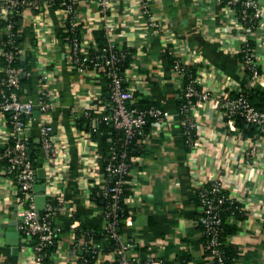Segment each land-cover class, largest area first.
Returning a JSON list of instances; mask_svg holds the SVG:
<instances>
[{"label":"crops","instance_id":"obj_1","mask_svg":"<svg viewBox=\"0 0 264 264\" xmlns=\"http://www.w3.org/2000/svg\"><path fill=\"white\" fill-rule=\"evenodd\" d=\"M43 1L39 12L24 10L18 25L22 44L27 49L36 46L43 50L48 60L49 93L55 106L47 119L57 135L55 141L65 145L70 153L65 192L58 204L60 231L47 264H78L68 222L71 216L84 218L88 209L95 210L84 199L83 190L88 181L100 188L106 150L101 135L94 137L78 129L74 116L84 111L95 117L104 114L107 102L103 96L108 97V81L101 71L79 73L69 66L65 43L58 37L61 9L50 4V0ZM74 1L84 49H98L93 32L102 29L107 20L113 28L111 39L133 48L124 76L127 86L134 89V97L147 98L170 113L167 122L150 127L140 154L131 159L130 193L124 200L131 221L128 225L122 223L120 233L123 240H136L140 245L128 255L155 259L161 264H211L197 221L199 207L194 196L198 186L223 177L227 193L241 204L246 215L226 238L234 253V264H264V131L260 137L246 139L229 131L211 104L204 103L193 110L197 145L188 147L177 108L181 82L172 72L166 40L178 38L195 51L194 62L188 64L204 70L203 82L212 89L236 83L264 93V51L259 52L260 82L252 86L236 54L238 36L227 26L214 0H110L106 17L97 0ZM143 2L148 4L149 16L141 10ZM259 2L264 6V0ZM151 20L161 24V29L150 26ZM34 30H40V35L36 36ZM36 90V81L32 80L30 92L22 98L34 96ZM34 116L36 120L31 122L29 131L31 144L37 143L41 119L35 112ZM253 144L256 151L248 161L246 154ZM37 163L42 164L40 157ZM8 188L0 180V264H26L20 249L14 253L5 243L7 227L14 224L17 229ZM112 259L106 253L101 261Z\"/></svg>","mask_w":264,"mask_h":264},{"label":"built area","instance_id":"obj_2","mask_svg":"<svg viewBox=\"0 0 264 264\" xmlns=\"http://www.w3.org/2000/svg\"><path fill=\"white\" fill-rule=\"evenodd\" d=\"M226 18L227 26L238 36L239 47L237 56L246 72L249 84L260 82L262 76V55L264 51V6L259 0H214ZM43 0H0V180L9 186L8 193L12 196L10 206L19 231V249L24 254L26 264H47L50 248L56 244V236L60 229L56 225L58 204L65 192V179L70 166V153L65 145L55 141L57 135L53 125L47 119L55 106L50 96V72L43 54L36 46L28 49L18 40L21 35L18 20L24 10L39 12L43 9ZM110 0H97L99 10L105 15L110 8ZM50 4L53 0H50ZM62 18L60 28L68 33L65 42L68 63L76 72L101 69L108 81L110 102L105 105V112L91 119V134L96 130L98 122L110 124L115 130V141L108 148L102 166L100 188L88 181L83 190L84 199L92 204L95 217H102L100 237L95 238V230L84 231L83 218L71 216L68 229L72 233V251L77 255L78 264H161L155 259L141 260L128 253L135 250L140 243L136 240L125 241L120 233L121 223L128 225L131 215L119 219L123 211L124 188L128 184L131 160H128V145L136 136L144 135L143 127L147 120L150 124L165 123L170 113L158 106L146 108L135 105L133 87L123 86L124 73L120 74L118 62L124 53L114 49L115 42L111 39L113 28L108 24L102 28L108 43L105 47L89 51L82 46L79 35L80 23L74 0H60ZM141 10L149 16L148 4L143 2ZM150 26L161 29V24L151 20ZM36 36L40 30H34ZM50 40L52 38L50 37ZM167 54L172 59L171 69L180 84V95L184 103L178 109L180 125L185 143L188 147L197 145L196 121L193 110L204 103H209L219 113L221 121L229 131L242 132L236 125V119L247 125L255 126L259 133L264 131V111L258 110L247 98L243 87L239 84H228L225 88L212 89L204 84L201 67L191 68L195 51L186 42L173 37L166 40ZM25 61V67L22 61ZM30 68L27 69V67ZM191 69V70H190ZM193 70V71H192ZM192 71V72H191ZM26 77L36 81L37 90L34 96L22 98L21 81ZM187 78L183 79V78ZM253 86V85H252ZM38 111L37 143L31 144L29 136L31 122L36 120L34 112ZM84 111L79 116H89ZM45 116V118H43ZM74 116V123H75ZM76 126V123H75ZM194 136V137H193ZM247 139V137H244ZM252 139V138H251ZM256 144L247 152V160L256 151ZM33 152V158L30 153ZM250 156V157H249ZM42 159V164L37 159ZM35 160V164L33 162ZM44 169V207L40 215L36 208L37 169ZM218 178L198 186L195 193L198 197V224L205 234V244L209 248L208 258L211 264H229L223 251L222 217L220 205L231 198ZM101 201V205L97 203ZM237 202V201H236ZM239 203V202H237ZM239 205H241L239 203ZM243 209V207H242ZM244 211V209H243ZM245 213V212H244ZM113 256L110 261H101L104 254ZM62 264H67L66 262Z\"/></svg>","mask_w":264,"mask_h":264},{"label":"trees","instance_id":"obj_3","mask_svg":"<svg viewBox=\"0 0 264 264\" xmlns=\"http://www.w3.org/2000/svg\"><path fill=\"white\" fill-rule=\"evenodd\" d=\"M52 4L54 7L59 8L60 7V0H53ZM79 35H80V32H79ZM93 35H94L96 47L98 49L103 48L107 45L108 40H107V37H106L103 29L94 30ZM58 37L63 41V43H65L68 39V33L66 31H64V29H61L58 32ZM18 40L21 41L20 38H18ZM114 49L118 50V51H122L124 53L123 58L118 62L119 73L123 74L124 71L129 66L131 60H132L133 48L130 46H127L125 43H122V44L115 43ZM89 51L94 52V49L90 48ZM169 59H170V62H172V59L171 58H169ZM28 68H30V66H28L27 69ZM97 71L103 72L101 69H98ZM183 79L187 80V78H185V77ZM31 81L32 80L30 77L29 78L26 77L24 80L21 81V87H22V90L20 91L21 96L28 94L30 92ZM123 86L127 87V83L123 82ZM243 90H244L247 98L255 106V108L258 110L264 111V93L256 90L254 87H250V88L243 87ZM103 97L108 104L110 102L109 96L108 97L103 96ZM134 103L136 106L142 107V108H146L149 106L160 107L159 105H157L156 103L152 102L151 100H149L147 98H144V99L143 98L142 99H136L135 98ZM183 103H184V101H183L182 95H180L179 99H178V105H177L178 107L177 108L179 109ZM95 104H96V102H95ZM93 117H94V114L92 112H90L89 116H77L75 118V123H76L77 128L81 129V130L90 131L91 119ZM152 121H153V119H150V118L147 120V124L143 127L144 134L149 132L150 124ZM236 125L240 128L242 135L244 137L255 136V135H258V133H259V130L255 126L247 125L246 123H244L240 119H236ZM96 130L98 132H101V144H102V147L106 150V156H107L108 148L115 141V130L110 126V124H106L104 122H98L96 125ZM95 135H96V133H93L94 137H95ZM143 143H144V135L136 136L131 141V143L128 145V154H127L128 160H131L132 157L140 154V148L143 145ZM30 156H31V158H33V152L30 153ZM33 162L35 164L34 159H33ZM126 180H128V175L126 176ZM123 193H124L123 194L124 197H127V195H129L130 188L128 187V184L125 185ZM194 198L196 199V201L198 203V197H197L196 193H195ZM97 203L99 205H101L100 200H97ZM122 207H123V211L121 214L118 215L119 219H123L127 215H130L127 208L125 207L124 203H123ZM92 211H93V209H88L85 212L84 218L82 220V224H83L82 228L84 229V231L92 230V229L95 230L94 236L96 239H98L100 237L101 230H102V217L93 216ZM220 215L222 217V231L220 233V237H221V240L223 241V251H224L225 257L227 259V262L229 264H234V260H233L234 253L232 252L229 243L226 241V238H227V236L231 235L235 231L236 222L239 220H243L246 215L242 209V206L239 205V203H237L236 201H229V200L226 201L225 203H223L222 205H220ZM73 217L81 219V217L78 214H76ZM56 225L58 226L59 224L56 223ZM121 225H122V223H121ZM120 229H121V226H120ZM202 237H203L206 255L208 257L209 248L205 244V234L204 233H202ZM56 238L58 239L57 236H56ZM54 249H55V246L51 247L49 250H50V252H53ZM179 259H181V258L179 257ZM48 261H49V258L46 259V262H48ZM91 262H92V259H89L88 263L90 264ZM104 264H108V263L106 262Z\"/></svg>","mask_w":264,"mask_h":264},{"label":"water","instance_id":"obj_4","mask_svg":"<svg viewBox=\"0 0 264 264\" xmlns=\"http://www.w3.org/2000/svg\"><path fill=\"white\" fill-rule=\"evenodd\" d=\"M22 65L25 67L26 63L23 60ZM24 79V77H22ZM36 114H38V111H35ZM44 169L39 168L37 169V183L34 186V189L37 193L36 196V208L39 211V214H43V207H44V196L42 195V192L44 191ZM19 231L15 228L14 224H10V226L7 227V230L5 232V243L11 247L14 251V253H18L19 251Z\"/></svg>","mask_w":264,"mask_h":264}]
</instances>
